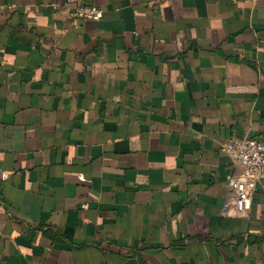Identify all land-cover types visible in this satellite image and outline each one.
Listing matches in <instances>:
<instances>
[{"label": "crops", "instance_id": "obj_1", "mask_svg": "<svg viewBox=\"0 0 264 264\" xmlns=\"http://www.w3.org/2000/svg\"><path fill=\"white\" fill-rule=\"evenodd\" d=\"M0 0V264H264V0Z\"/></svg>", "mask_w": 264, "mask_h": 264}, {"label": "built area", "instance_id": "obj_2", "mask_svg": "<svg viewBox=\"0 0 264 264\" xmlns=\"http://www.w3.org/2000/svg\"><path fill=\"white\" fill-rule=\"evenodd\" d=\"M67 1L75 4L69 14L74 20L99 21L102 17L97 6L83 5L80 0ZM219 150L241 168L238 175L226 177L231 196L224 201L221 216L245 215L253 192L264 184V138L230 139L221 143Z\"/></svg>", "mask_w": 264, "mask_h": 264}]
</instances>
